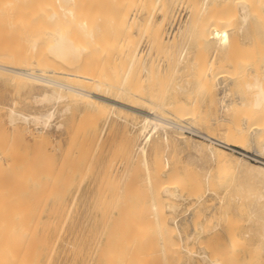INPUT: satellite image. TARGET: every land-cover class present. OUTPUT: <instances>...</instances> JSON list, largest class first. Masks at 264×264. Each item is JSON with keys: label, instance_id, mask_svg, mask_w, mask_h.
<instances>
[{"label": "bare ground", "instance_id": "1", "mask_svg": "<svg viewBox=\"0 0 264 264\" xmlns=\"http://www.w3.org/2000/svg\"><path fill=\"white\" fill-rule=\"evenodd\" d=\"M28 1H29V5H27L26 0H0V12H48V13L51 12L50 14L46 13L48 15L47 18H49L51 21H53L55 24H58V25L54 24V25L48 26L46 29L43 28V29L37 30L32 35H29V37L27 38L29 42V46L25 50V54L35 53L36 60L29 61L26 59L22 61L19 58L20 61L22 62H19V63L15 62L18 58L17 57L18 55L14 54L13 52L11 53V51L8 53L2 52V49H1L2 46L0 45V75L1 76L4 75L5 77L9 76L10 78L16 79L19 82L24 83V84H27L29 82L30 83L38 82V83L43 84L45 86V89H43L44 87H39L38 84H37L38 86L35 84L37 88L39 87V89L41 88L43 89V91H41V93L38 91L40 94L35 91L33 98L34 100L36 99L38 100V102L35 101L36 103H41V104L46 103V105L50 104V106H47L44 110H40V111L34 110L32 112L21 111V110L16 109L14 106H11L10 114H9L10 122L18 126H20L19 124L20 122H24L25 125L24 127L23 126L22 127L25 129V131H31L29 126L31 124H34L36 125V128H37L36 132L31 131V134L33 135L34 139H45L49 137L48 130H50L49 129L50 125L54 123L53 121H54V117L57 112V106L60 103H64V107L61 108L60 110L58 109L60 115H62L63 117L65 113L69 112L72 109V104L82 102V103H85V105L87 104L88 106L93 108L94 110L92 111L94 112L93 115L97 114L98 116H100L99 114L101 113L103 108L109 107L113 111L118 108L121 110L129 111L131 113L140 115L143 118L140 128H139L140 135L144 136L143 142L139 144V142L137 141L139 145L137 143L135 145V147L138 145V150H135V152L137 151V153L134 155V157L137 160L138 165H140L139 162L143 164L144 169L142 167L140 168L141 170L142 169L145 170V177L144 178L142 177L143 181L145 182L143 183V185L147 184L148 186V188L146 187L145 190L143 191H145V196L147 195L146 193L147 191L151 198L150 205L152 208L148 206L144 207L145 203L142 207L147 209L145 210V213L146 211L148 213V210H150L149 212L153 216L149 217V215L151 216V214L149 215L144 214V213L143 215L141 214V211L143 212L144 210V208L140 207L142 204L139 206L140 210L141 209L142 210L140 211L138 209L139 212H137L136 202L140 203V201H138V199L135 200L136 196H132L133 194L132 192L134 193L137 192V191L135 192V190H138L137 188L140 185V184L138 185V183L135 184V186L138 185L136 186V189H133L135 186L130 189L131 187L130 186L128 188V191L127 192L125 191L126 193H128L130 189L131 191L130 196H128L129 194H126V196L128 197H124V199H121L119 197V199L121 200L118 199V201L122 202L123 200L124 201L127 200L125 202L124 201L122 202V204H125V207H126L127 202H129L128 206H131L130 200H132L131 204H133V199L135 200L136 210H133L134 208L132 209L130 207L129 209L127 207L128 210L124 212L126 208H124L125 210H123L122 208L124 212L123 216H125V214L128 212L129 213L126 215L131 216V217L128 216V221H132L129 219L130 218L134 219L136 217L135 220L137 219L138 221L141 220L143 223L144 217L142 216H145V217L148 216V218H151L152 221L154 218V221L156 222V225L158 226L155 228L157 231L155 233H158L160 236L161 248L159 249L158 246L156 247L154 246L155 251L153 250L152 252H148L149 249L146 251L145 246L148 247L150 243H147V242H150L152 240L147 241L146 239H148V237L147 238L145 237L146 239L144 240L143 237L140 239V237L136 236L135 241H137V243L135 242V245H136V246L134 245L136 247L135 249L137 250L138 248L141 249L140 247L143 246L144 251L143 249H141V251H139L140 253L138 254V252H136L133 249L134 246L132 247V245L130 246L128 243L127 246L129 250L131 247L134 250L132 252H131L132 249L130 250L129 255L132 256L131 258H133V252H136L137 253L136 256L138 255V261L141 263L143 262V260L146 261L147 259L151 258V256H154L157 261H160L163 264H180L183 260L182 250H186L191 256L197 255L198 253L195 252V250H193L195 248L193 249L192 247L188 248L185 245L175 241L176 235L183 238L182 231L179 228L177 217L173 218V221L170 222L169 216L167 215L168 213L166 214L165 208H163V205H166L167 208H170V209L176 208L177 207L176 200L180 198L182 199L189 198L190 195L193 194V192L195 193L196 190L199 191L200 188L202 189L203 184L206 183L207 185V182L209 183L212 182L220 186H225L226 193H230L232 191L235 185L233 182L236 181L237 179L241 181L244 180L246 182L245 184L249 185L250 188L251 187L255 188L254 190L253 188H251V190L253 191H249L248 189L249 186L243 184L244 183L243 182L242 184L245 185L246 188L248 187L247 190L249 191L250 194L246 193L247 192L246 189L245 191L244 189H241L243 188L242 187L243 185L241 184L242 185L240 188L241 195L244 194L245 192L246 193L245 196H247V194L248 196L244 199V197L242 198L241 196L235 195L236 197L233 199L235 203L239 202L241 204L240 207L244 205H247V207L252 206L251 208L252 218H250L251 221H253L252 219L256 217L258 222L262 223L261 221H259V219L260 220L264 219V215H263L264 211L262 210V212L260 213V211H256V209L254 208H256L258 205L261 206V204H262L261 207L264 208L263 207L264 206V201H263L264 200V158L257 156L256 161L247 160L246 158L243 159L241 155L239 156L234 151H233L234 153L230 152L228 147H225L221 144H217V145H213V144L215 140H217L220 142L227 143L230 146L238 145V146H242V148L244 149H247L250 146L252 147V141L251 142L249 141L251 140L249 139V135L251 134L250 138H253L251 137L252 135L255 136V140H256L255 145H257L256 147L254 146L255 149L257 151L264 152V0H180L178 2V6L179 7L181 5L187 6L188 12H187V15L180 21V25L178 26L177 30L172 33V35H170V30L167 29L168 27L167 23L170 22V24L172 25L174 21L177 19L178 13L173 12V11L169 12L170 11L169 8L172 7L170 6L172 5V2L170 4L169 0H168V3L170 7L167 4V0H110L109 2H107L106 0H28ZM87 12H123L120 16L119 23L121 25H127V27H129L130 29H135L138 33L141 34V36L146 37V50L141 49L139 45H135L127 49L128 50L127 53L130 54L129 65L127 69L124 71V74H122V76L118 75L119 77L116 76L115 77L116 79L113 77L112 78L109 77L103 80L101 79L99 75L92 73L87 68L88 66L86 64L85 66L84 64L80 65L81 63L76 64L77 62L75 61L76 57L80 59L79 57L82 55L81 56V59H82L84 55L86 56L93 51L100 50L101 53H104V52H107V50H109L108 48L109 46L107 45H100V44H94L92 42H89L88 39L95 37V32L99 29V25H98L99 22L98 20H96L95 17H90V15L88 17ZM126 12H134V13L130 19H126L125 18V15L127 14ZM61 14L63 15L64 18L61 17ZM64 19L66 23L65 24L60 23V22H63ZM78 28L83 32V37H79L80 39H75L73 35L75 33V30ZM43 43L45 47L42 46ZM179 45H182L181 49L179 48L180 47ZM13 48H16V46ZM43 48L48 50L51 53L50 54L51 57L44 59V60L40 59L41 54L44 52ZM171 48L175 49V52L179 51L180 49V59L182 60V62H184L183 67L184 69L187 68L190 70V72L187 74L186 80L188 82V85L191 84V86L186 88L185 85L183 87L181 83H180L181 86L178 84L179 85L178 90H183L185 92L184 93L185 97L179 101L167 103L163 101L162 97L158 98V95H159L158 93L162 94V92H165V89H167L168 85L165 86L166 88H164L162 84L164 79L162 75H160L159 72H157V67H158L157 65L158 63L160 65L161 61H163L164 64L167 63L165 66L161 67L160 65V67L158 68H160L159 69L160 72L161 71L162 72L166 71V73L167 71L169 72L170 62L171 61L173 62V57H176L174 56L176 54H173L174 50L173 52H171ZM19 53L21 54V52ZM24 56L25 55H23L21 58H23ZM69 57L73 61L70 60ZM66 58L69 59L67 60V65L64 62L63 63L65 65H63V63L60 61L65 60ZM164 60L166 61V63ZM56 61H58L62 66L61 65L59 66V63ZM86 62H88L87 58L85 59V63ZM174 68H176V66L174 67L173 65V69ZM182 68H181V72L179 70L180 75L183 74L182 70L184 69ZM3 69H7L10 72H5L3 71ZM246 70H247V74L245 72ZM37 71H41V72H37ZM174 71H176V69H174ZM51 74L57 75V76L61 75L60 77H64L65 79L67 78V80L69 79L73 81L60 80L52 76ZM165 78L167 79V77ZM243 78H246L244 79L245 80L244 89L242 88L234 92L233 90L239 89L240 87V86L238 87V85L236 84L237 81L241 82V79L243 80ZM146 81H148L150 84L148 86H151L149 87V89L147 86V90H148L147 93H146L145 88L143 87V83ZM225 81H228V82L230 81V83H227V82L225 83ZM232 82H234V84L237 85V88H236V85L234 86ZM221 83L222 84L224 83L225 85L223 84L224 94L220 97V103L222 105V107L220 108L222 112L221 111L220 112L222 116L220 117V119H218L219 123L216 124L218 125V129H219V133H217L219 137L216 136V132L206 133L205 134L207 135L206 138L209 139L210 143L209 142L207 143L206 141L205 142L195 141V140L191 141L192 138L189 139L188 135L183 134L182 133L183 130L185 128H189L191 130L201 132V130L197 128L200 126H197L198 124L196 123L197 122L201 123L207 117H209L208 115L207 117L206 116L204 117L203 116L204 113L201 111V109H200L201 112L198 110L200 106L199 97L210 96L211 97L210 99L212 102L213 100H217L215 98V95H216L215 91L217 89V84H221ZM231 83L232 85H230ZM240 84H242V82ZM221 85H218V86H221ZM231 91H233L234 94L236 93L237 98L236 97L233 98V95H231L233 93ZM35 93H37L38 95H36ZM213 94H214V97H213ZM247 94H249L250 96L247 97L248 96ZM229 95L232 98L228 99ZM201 102H203V100ZM214 103L218 104L217 101L216 102L214 101L213 104ZM217 106L216 108H218ZM78 107L76 109H79ZM42 108L44 107L42 106ZM161 109L166 110L173 115L170 117L167 116L168 114L164 115ZM84 110L82 111V113L85 114ZM72 111H71V114H72ZM217 111L218 110H216V112ZM89 112H91V110ZM122 112L124 113V111ZM129 112L127 113L129 114ZM206 112L207 114H209L207 109H206ZM127 113L125 112V115ZM86 114L87 115H84V116L83 114L81 115L83 117H87L90 115V113H87V112ZM128 114H127V117H128ZM58 117L57 119H61V121H58L56 125L57 127H63L64 122L62 120V117L61 118L60 117L58 118ZM210 117L214 118L215 115H212ZM218 117L219 116H217V118ZM68 120L69 119H67V121ZM67 121L66 123L69 124ZM125 121L127 122V120ZM186 122L187 123L189 122L188 124L194 123L196 124V126L194 124L187 126L185 125ZM76 126L77 125H75V127ZM134 127L137 129V126L134 125ZM163 127L164 129L168 127V128H173L179 131L175 134L172 133V135H169L171 133H168V132H165L164 134L159 135L158 130L159 128H163ZM95 128L96 127L94 126V129ZM75 130L73 129L72 131L77 133V130H78L79 132V129H75ZM134 130L132 129V132ZM136 134H138V131ZM88 135L87 137L89 139ZM72 139L73 138H71V140ZM132 139L131 141L133 142ZM71 140L70 142H72ZM85 141H86L85 142L86 144L87 142H89L87 141V139ZM131 141H129L130 144H132ZM74 142L76 143V140H74ZM249 142L251 143V145L249 144ZM73 143H72L73 147H71V149L75 148L74 147L75 143L74 145ZM253 145H254V141H253ZM75 146L77 147V145ZM86 146H85V149H86ZM135 147L133 146L134 149ZM233 147H237V146H233ZM77 148H81V147H77ZM130 148H131V145H130ZM182 151H187L186 159H181L179 157V153ZM82 152L83 151H81V153ZM184 154L186 155V153H183V155ZM180 155L183 156L182 153ZM75 156H73L72 158L78 159V161L81 160ZM73 160H70V161L73 162ZM76 161L77 160H75L74 163H76L77 165L78 161L77 162ZM35 162L36 161L32 163V166H31V162H26L27 165L24 164L22 167L23 168L25 166L29 167L28 163H30V167L32 168L31 171L36 167L35 170H37L36 171L37 174L40 172L43 173L42 171L46 168L40 171L41 166L39 167V163H36L35 165ZM128 163H126V167ZM207 163H209L210 165L209 164L207 165ZM33 165H35V167ZM70 165H72V163H70ZM87 165H88V161H87ZM30 167L27 168L26 171L29 172ZM43 167H46V166H43ZM51 167L52 166H50V170L48 169V167L47 169L51 171ZM85 167H86V163H85L84 168ZM74 169L75 167L73 168V170ZM60 170H62V168ZM83 170L85 171L86 168ZM134 170L135 169L133 167V171ZM36 173L35 172L32 173L33 176L34 174L36 176L37 175ZM47 173L49 174V172H46V174ZM17 174L19 176L21 175L23 178L22 179L20 176L19 181L21 179L23 180V182L20 183L21 181L18 182L17 180V183L23 184L25 182L24 184L27 188V183L30 184L31 181L27 182L26 180H24L27 177L25 178L23 176L25 174L24 173L22 174L20 170L19 172H17ZM55 174H59V172ZM60 174H61V171H60ZM66 175L64 177H66ZM134 175L135 174L132 173L131 176L133 177ZM25 176H28V175H25ZM40 176L39 178H37L38 181H40L39 180ZM14 177L16 178L17 176H14ZM10 178H11V175H10ZM12 178L10 179L11 181L9 180L10 182H15L17 179V178L13 179L14 181H12ZM70 178H73V177H70ZM58 179H61V176L60 178L58 176L56 180L58 181ZM102 179H100V181ZM132 179L130 177V180ZM64 180L66 179H63V182ZM137 180H139V178H137ZM9 181H7L6 183H9ZM43 181H44V184H42L43 186L41 184H40L41 186H39L41 189L38 188L39 192L41 190L42 194L45 192L43 190V187L45 186L46 183L48 184V180L47 181L43 180ZM128 181H129V178L127 182ZM56 182L55 184H57ZM120 182H122V180ZM134 182L136 181L134 180ZM236 182H238V184L240 185L239 181H236ZM17 183H14V184H17ZM14 184H10V186ZM110 184H112L111 186H114L113 183H110ZM130 184H133V183H131L130 181ZM57 185H58L57 188H59L60 184H57ZM124 185H126L125 182H124ZM7 186L9 187V184L5 185V187ZM25 186L23 185H19V187L17 186L19 190V194L15 196L12 195L14 194V192L11 193V190H9V192L6 191L7 192L6 194L10 193L12 197L17 196L18 198L21 195L20 187L23 189V187L25 188ZM106 186H109V182L107 183ZM115 187L117 186L115 185ZM9 188L12 189L11 187ZM125 188L127 189V187L124 186V189ZM15 189H13V191ZM114 189L116 190V188ZM122 189H123V186H122ZM142 189L143 188L138 190V192H141L143 194L144 192L142 191ZM234 189L236 190V187ZM242 190H243V193H242ZM64 191L65 189L63 190V193ZM119 191L118 192L120 194L121 189ZM47 192H48L47 196H49L50 194L49 189ZM6 194H4L3 196H5ZM34 194L32 195L36 196ZM7 196L10 197V195H6V197ZM131 196L133 197V199L130 198L129 200V197ZM6 197H3V198H5L6 200ZM9 197H8V200L10 201V199L12 198L11 197L9 198ZM23 197L24 198L26 197V200H28L27 196H23ZM28 197H29V194H28ZM110 198L111 197L109 194V199ZM114 198H112V203H113ZM36 199L37 197L35 198V200ZM142 199L144 200V198ZM21 200L22 201L20 204H22V202H26V200L24 201L23 198H21ZM45 200L43 201L40 199L39 201H42L44 203ZM145 200H146V197H145ZM11 201H13L14 203V201H16V198L15 200H11ZM16 202L18 204V201ZM26 203H30V201H27ZM6 205L8 206L6 207V209L7 208L9 209L7 210V215L5 214L6 212L5 209L4 208L2 209L0 207V209L3 210L4 211L3 213L5 214V215H2V220H4L3 225L1 224L2 220H0L1 221L0 224L3 226V229H1L2 226H0V229H1L0 231H2V234H1L2 237L0 238V264H50L51 259H52V251H53V229L55 227V221L51 219L44 220L40 214V211H38L36 207L26 206V204L25 206H23L24 203L21 206L18 205L17 207H12V205L14 204L11 205V203L10 204L7 203ZM111 206L113 210V205ZM222 206L225 207L223 212L220 215H218L216 218L214 217L215 212L213 213L212 216L214 217V220L212 221L209 227L200 225L199 228L198 227L197 228L198 230L201 229L202 232L205 234L211 233L213 230L217 229L218 232L223 233L227 235L228 237L223 239L224 241L222 243L221 251L217 249V252L219 251V253L216 252L218 255L214 253L215 251L213 252L216 255L214 256V259H211L212 258L211 256H210L211 258L209 257V255L213 253L209 252L210 254L208 255L205 253L206 250L204 251V253L200 254L202 259L205 262L210 260L212 263H215V264H224L225 260L226 262H228L229 260V263L227 264H257V263L260 264L261 260L257 261L259 257H257L256 254L254 253V250L256 251V248L250 252L248 250L249 256L247 255L245 256L244 253L242 252L246 246L248 247L250 243H252L251 240L253 239L252 237L254 236L253 231H252L253 227H255V225L259 223L257 222V220H255L256 224L254 225L253 222L251 223L249 218H248L249 220L246 221L247 223H243L242 221L240 222L241 219L239 220L236 217V215L238 214L235 215L236 212L228 208V205H226L225 200H223ZM40 207H43V206H40ZM109 212H110V209H109ZM120 212H121V209H120ZM135 212H137L141 216L138 217V214ZM132 214L133 215L136 214L134 215V218ZM3 216L5 217L4 219H3ZM117 217L116 219H114V221L117 220ZM122 220L123 219H121V221ZM103 221L105 222V220ZM138 221L137 223L140 224ZM146 221H147V218L144 223H146ZM122 222L124 223V221ZM132 222L134 225L135 221H132ZM150 222L151 221H149V223ZM115 223L117 224L118 222L116 221ZM138 224H135V225L139 227L140 225ZM153 225L155 224H152V226ZM118 226L120 227V225ZM118 226H116V228ZM175 226L177 230L175 229ZM138 227L135 226V228H138ZM143 227L145 228L146 226H143ZM261 227L262 228H259V229L260 230L262 229V230L261 231L259 230L260 232L259 234L257 233L258 229L255 230L257 231L255 233H257L256 235L258 236V238H260V235L261 237H263V238H260V240L256 238L258 240L257 244H259V241L264 239V225L262 224ZM109 228L110 230H112L111 227ZM130 228L126 227L127 229L126 231L128 232V229ZM185 228H186V225L184 227V230ZM257 228H258V225H257ZM101 229L99 232H102ZM114 229H115V226H114ZM137 231L142 232L143 230L141 231V227H140V230L136 229V232ZM127 232H124V234ZM215 232L214 234L216 236ZM155 233L154 235L157 236V234ZM139 234L141 236V233ZM150 234H151V230L149 234L145 236H149V239H150L151 238ZM108 235H107V239L109 238ZM110 236H112V234H110ZM155 236L154 237L152 236L153 239H155ZM137 237L141 242L143 243L145 242V243L141 244V242L137 240ZM189 237H192V235L189 234ZM123 238L124 237L122 236L121 240H123ZM119 240L120 239H118L117 241L116 239L114 246L117 245L116 242H119V243L121 242V240L120 241ZM130 241L132 240L130 239ZM212 241L214 240L212 239ZM138 242L140 243V246L137 248V245H139ZM199 242H200L199 243L200 245L201 241ZM98 245H99V240H98ZM212 247L213 246L210 247L211 250H212ZM255 247H258V246H255ZM250 248H252V246ZM259 248H262V246ZM115 250L113 249V251ZM117 251L120 253V250L118 249V247H117ZM111 253L112 252H109L107 253V255H105L106 256L105 258L108 260V262H109V259L107 258V256H109L108 254H110V256L113 255L112 257L115 256L114 254L115 252L112 254ZM121 256H126V255L122 254ZM129 257H128V260H129ZM262 263L264 264V261ZM143 264L145 263L143 262Z\"/></svg>", "mask_w": 264, "mask_h": 264}, {"label": "rangeland", "instance_id": "2", "mask_svg": "<svg viewBox=\"0 0 264 264\" xmlns=\"http://www.w3.org/2000/svg\"><path fill=\"white\" fill-rule=\"evenodd\" d=\"M106 1L109 2L110 0H106ZM179 1L180 0H177V1L176 0L175 1L169 0L170 4L172 2V5H170L172 7H170L168 0H167V4L170 7L169 12L173 11V12L178 13V17L172 25L170 24V22L167 23V25H168L167 29L170 30V35H172V33L177 30L178 26L180 25V21L187 15V12H188L187 6H183V5H181L180 7L178 6ZM26 2H27V5H29V1L26 0ZM175 4H177V5H175ZM46 13L50 14L51 12H49V13L48 12H0V45L2 46L1 47L2 52L8 53L11 51V53L13 52L14 54L18 55L17 56L18 58L15 61L18 63L22 62L26 59L29 61L30 60H36L35 53L25 54V50L29 46V42H28L27 38L29 37V35H32L37 30H40L43 28L46 29L48 26L55 24L53 21H51L49 18H47L48 15ZM122 13L123 12H87L88 17H89V15H90V17H95L96 20H98V22H99V24H98L99 29L95 32V37L88 39L89 42H92L94 44L107 45V46H109L108 47L109 50H107V52H104V53H101L100 50L99 51H93L86 56L83 54L84 56L82 57V59H81V56H82L81 55L79 57L80 59H78L76 57V60H75V58H74V60L77 61L76 64L81 63L80 65L84 64V66L86 64L88 66L87 68L92 73L99 75L101 77V79H103V80L106 78H109V77L115 78L118 75L122 76V74H124V71L127 69L128 65H129V59H130V54L127 53L128 48L135 46V45H139L141 47V49L146 50V37L141 36V34L138 33L135 29H130L129 27H127V25H121L119 23V19H120V16ZM126 13L127 14L125 15V18L130 19L133 16L134 12H126ZM61 17L64 18L62 14H61ZM65 19L63 22H60V23L65 24L66 23ZM55 25H58V24H55ZM73 36L75 37V39H80L79 37H83V32L78 28L75 30V33ZM15 46H16V48H13ZM42 46L45 47L44 43ZM179 46H180L179 48L181 49L182 45H179ZM5 48H6V50H5ZM18 48H20V49H18ZM180 49H179V51L175 52V49L171 48V52H173V50H174L173 54H176V55H174L176 57H173V62L171 61L173 64L170 62L169 72L168 71H167V73H166V71L160 72V70H159L160 68H158V67H160V65H161V67H163L167 64L165 60L164 61L166 64H164L163 61H161V64L159 65V63H158V65H157L158 66L157 72H159V74L162 75V77L164 79V81L162 83L164 88H166L165 86L168 85L167 89H165L166 93L165 92H162V94L158 93L159 94L158 98L162 97L163 101H165L167 103L176 102V101H179L185 97V94H184L185 92L183 90H178L180 83H181V85H183V87L185 85L186 88L191 86V84L188 85V82L186 80L187 74L190 72V70L187 68L184 69V67H183L184 62H182V60L180 59ZM43 51L44 52L41 54L40 59L44 60V59L51 57L50 56L51 53L48 50L43 48ZM19 52H21V54ZM22 54L25 55L24 56L25 58L23 57L24 59L21 58L23 56ZM19 58L22 61H20ZM86 58H87L88 62L85 63ZM69 59H70V57H69ZM69 59L66 58L65 60H61V59H59V60H61L60 62H62V63L64 62L67 65V60H69ZM70 60H72V59H70ZM56 62H58V61H56ZM64 63H63V65H65ZM60 65L61 64L59 63V66ZM173 65H174V67L176 66V68H174V69H176V71L178 70L177 72L174 71ZM181 65L183 68L181 67ZM181 68L185 70V72H184V70H182L183 71L182 75H180V73H179V70L181 72ZM3 71L10 72L7 69H3ZM37 72H41V71H37ZM170 72H172V73H170ZM245 72L247 74V70ZM2 76L0 75V186H1L0 187V192H1L0 193V199L2 200V201L0 200V207L2 209L3 208L5 209V211H6L5 214L7 215V210H9L8 208L6 209V207H8L6 204L11 203V205L12 204L16 205L17 204L16 201H18V204L16 206L12 205V207H17L18 205L21 206L24 203L23 206H25V204H26V206L36 207L38 209V211H40V214L44 220H50L51 219V220L55 221V227L53 229V251H52V259H51L50 264H90V263L91 264H128V263L129 264H143V262L145 264H152V262H153V264L162 263L160 261H157L154 256H151V258L147 259L146 261H148V262L143 260V262L141 263L138 261V255L136 256V254H137L136 252H138V254H139L140 253L139 251H141V249H143V251H144V248L142 245H141L142 247H140L141 249L138 248L140 246L139 242H141L138 239V237H140V239L143 237L144 240L148 237V239H146L147 241L152 240L150 242H147V243H150V245H148V247L145 246L146 251L149 249L148 252H152L154 250V246L155 247L158 246L159 249L161 248L160 236L158 233H155V232H157L155 228L158 226L156 225L154 218H153V221L151 220V218H148L147 215L151 214L149 212L150 210H148V213H147V211L145 213V210H147V209L144 207L145 206L151 207V205H150L151 204V200H150L151 198L149 196V193L146 191L147 195L145 196V191H143V190H145L146 187L148 188L147 184L143 185V183H145L143 181V178L145 177V170H143L144 169L143 164L138 161L140 163V165H138L137 160L134 157V155L137 153V151L135 152V150H138V145L143 142V137H144L143 135H140V133H139V128H140L141 122L143 120L142 116L131 113L129 111L121 110L118 108L115 109L114 110L115 112H114L109 107L103 108V110L99 114L100 116H98L96 114V112H95L96 115H93V113H94V112H92V111H94L93 108H91L87 104L85 105V103L80 102V103L72 104V109L69 112L65 113V115H64L65 118H64L62 115H60V113L58 111V109L60 110L61 108L64 107V103H60L57 106V112H56V115H55L54 121H53L54 123H52V125H50V127H49L50 130H48L49 137L45 138V139H34L33 135L31 134V131L32 132L37 131L36 125L31 124L29 126L31 131H25V129L23 128L25 125L24 122H20L19 123L20 126H18L16 124H12L10 122V115H9L10 114V107L14 106L16 109L21 110V111H25V112H32L34 110L35 111L44 110L47 106H50V104L46 105V103H42V104L36 103L35 101L38 102V100L37 99L34 100L33 97H34L35 91L37 93H39V92L41 93V91H43V89H45V86L41 83H38V82L37 83H30L29 82L27 84H24V83L19 82L16 79L10 78L9 76H6V77L4 75H2ZM52 76H54L60 80H66V81L69 80V79L67 80V78L65 79L64 77H60L61 75H58V76L52 75ZM164 76L167 77V79ZM244 79H246V78H243V80L241 79L242 84H240L241 82H238V81H237V83L235 82L238 85V87L239 86L240 87H239V89L233 90L234 92H236L242 88L244 89V86H245V80ZM69 81H73V80H69ZM148 81L143 83V87L145 88L146 93L148 91L147 86L150 85ZM170 82H171V84H170ZM226 82L230 83V81L229 82L225 81V83ZM232 83L234 86L236 85V84H234V82H232ZM232 83L230 85H232ZM17 84H18V86H17ZM35 84L36 85L38 84L39 87H44V88L39 89V87L37 88ZM172 84H173V86H172ZM175 84H177V85H175ZM221 84H217V89L215 91L216 92L215 98L217 100H213V102L217 101L218 104H215V103L213 104V102L210 99L211 98L210 96L199 97L200 106H199L198 110L200 111V109H201V111L204 113V115H203L204 117L205 116L207 117V115L209 117L212 115H215L216 118L215 117L214 118L207 117L208 120L206 118L204 120L205 122L204 121L201 123L197 122L196 123V124H198L197 126H200L197 128H199V130H201V132L194 131V130H191L189 128H185L182 133L185 135H188L189 139L192 138L191 141H194V140L195 141H203V142L206 141L208 143L209 139L206 138V136H207V135H205L206 133L216 132V136L219 137V135L217 134V133H219V129H218V125H216V124L219 123L218 119H220V117L222 116L221 115L222 110L220 109L222 107V105L220 103V97L224 94V90H223L224 87L223 86L225 85L224 83H223L224 85L223 84L221 85ZM218 85H221V86H218ZM237 85H236V88H237ZM149 87H151V86H148V89H149ZM176 89L178 92L176 91ZM232 89H230V90H232ZM174 90L176 91V93ZM233 91H231L233 93L231 95H233V98H235L236 93L234 94ZM172 92H174L175 94ZM37 93H35V94L38 95ZM247 95H248L247 97L250 96L249 94H247ZM213 97H214V94H213ZM32 98H33V100H32ZM230 98H232V97H230V95H229L228 99H230ZM169 99H170V101H169ZM202 100L204 103L201 102ZM14 102H15V104H14ZM40 104L44 108H42V106ZM216 106L218 108H216ZM77 107L79 109H76ZM83 107L85 110L83 109ZM73 109H75V110H73ZM89 109L91 110V112H89L90 111ZM206 109L208 110L209 114H207ZM83 110H84L85 114L82 113ZM110 110H111V112H110ZM216 110H218L217 112L219 115L217 114ZM71 111H72V114H71ZM122 111H124V113ZM86 112L90 113V115L92 113V115L90 116L88 114L89 116L83 117L84 115H87ZM119 112H120V114H119ZM125 112L126 113L129 112V114L127 113L128 117H127V114L125 115ZM162 113L164 115L168 114L167 116H169V117L173 115L166 110H162ZM81 114H83V116ZM210 114H212V115H210ZM68 115H70V116H68ZM118 115L119 116L121 115V116L119 117ZM58 116L60 118L62 117V120L64 122L63 127H57V125H56V123L58 121H61V119H57ZM80 116H81V118H80ZM217 116H219V117L217 118ZM122 118H123V120H122ZM127 118H129V119H127ZM67 119H69V120L67 121ZM125 120H127V122ZM66 121L69 124H67ZM188 123L186 122L185 125L189 126L191 124H194V123H190V124H188ZM196 124H194V125L196 126ZM75 125H77L78 128H77V126L75 127ZM134 125L137 126V129L134 127ZM94 126L96 127L95 129H94ZM166 128L165 129H164V127L159 128V130H158L159 135L160 134L162 135L165 132L171 133L169 135H172V133L175 134L179 131V130H176L173 128H168V127H166ZM73 129L74 130L79 129V132H78V130H77V133L73 132L72 131ZM132 129L133 130L135 129V130L132 132ZM135 131H136V133L138 131V134H136ZM74 133H76L77 135ZM86 134L87 135L89 134L88 135L89 139H88ZM203 134H204V136H203ZM250 135H249V139H251V140H249V141L250 142L252 141V147L250 146L247 149H244V148H242V146L232 145L231 148L228 147V149L230 150V152L234 151L239 156L241 155V157H243V159L246 158L247 160L256 161L257 156L264 158V152L257 151L255 149V147L257 146V145H255L256 144L255 143L256 142L255 136L254 135L251 136L254 138L253 139V138H250ZM85 136H86V138H85ZM76 137L78 138V140ZM71 138L76 140L77 144L74 142L73 139L71 140ZM80 139H81V141H80ZM86 139H87V141H89V142H87V144L85 143ZM131 139L133 140V142L131 141ZM70 140L72 142H70ZM129 141H131L132 144H130ZM137 141L139 142V144ZM253 141H254V145H253ZM73 142L75 143V145H77V147H81V148H77ZM250 142H249V144L251 145ZM72 143L75 147L73 149H71V147H73ZM136 143L138 145L135 147ZM129 144L131 145V148H130ZM213 145H217V144L214 142ZM85 146H86V149H85ZM133 146L135 147V149L133 148ZM233 146H237V147H233ZM225 147H227V146H225ZM236 148L239 151H237ZM84 149H85V151H84ZM81 151H83V152L81 153ZM245 151H248V152L255 154L256 157L254 159H250L249 157L245 156V154H244ZM181 153H182V155H183V153H186V155L184 154L183 155L184 157H183L180 155ZM72 155L73 156L76 155L75 157H77L81 160L78 161V159L72 158L73 157ZM80 155H82V156H80ZM90 156H92V157H90ZM186 156H187V151H182L179 153V157L181 159H186L187 158ZM73 159L77 160L79 163L76 161L77 162V165H76V163H74L75 160H73ZM70 160H73V162H71ZM86 160L88 161V165H87ZM8 161H10V162H8ZM34 161H36L35 165H36V163H39V167L41 166L40 167L41 169L39 168L40 171H42L44 168H46L42 171L43 173L40 172L37 174L36 173L37 170H35V168H36L35 165H33L35 167V168L33 167L34 168L33 170H35V171H33V170L31 171L32 168L30 167V163H28V166L30 167L29 172L31 173V175L28 171H26V169L29 167H27V166H25L24 168L22 167L24 164L27 165L26 162H31V166H32V163H34ZM128 162H130V163H128ZM70 163H72V165H70ZM85 163H86V167H85L86 170L84 171L83 169H85L84 168ZM126 163H128L127 167H126ZM208 164L209 163H207V165ZM73 165L75 167L74 170H73V168H74ZM82 165H84V166H82ZM134 165H136V166H134ZM205 165H206V163H205ZM43 166H46V167H43ZM50 166H52L51 171H49ZM19 167L20 168L22 167V168L20 169ZM47 167L49 170L47 169ZM125 167L127 168V170L129 172L126 170ZM133 167L135 170L137 168L138 169L136 171L135 170L133 171ZM141 167L143 168L142 169L143 171L140 169ZM61 168L63 171L60 170ZM39 169H38V171H39ZM91 169H93V170H91ZM19 170L22 174L24 173L25 175H28V176L23 175L25 178L27 177L24 180H26L27 182L31 181L30 182L31 186L27 182H26L27 188L24 184L25 182L23 184H20L23 182V180L20 179L21 182L19 181V178L21 176V175L19 176L17 174V172H19ZM69 170H70V172H69ZM56 171L59 172V174H55V173H57ZM60 171H61V174H60ZM34 172L37 174L36 176H35V174L33 176L32 173H34ZM46 172H49L50 175L48 173L46 174ZM67 172H69V173H67ZM71 172H72V174H71ZM124 172H126V173H124ZM131 172L133 174H135L133 177L131 176L132 175ZM12 174L14 176H17L16 177L17 179ZM122 174H124V175L126 174V175L124 176ZM10 175H11V178L13 177L12 181H14L13 179H16L15 182H10L11 181ZM65 175H66V177H64ZM71 175H73V176H71ZM39 176H40V179H39L40 181L37 180V178H39ZM58 176H59V178L61 176V179H58V181H57L56 179ZM35 177H36V179H35ZM45 177L46 178L48 177V178L46 179ZM70 177H73V178H70ZM130 177H131V179L133 178L132 179L133 181L130 180ZM21 178H22V176H21ZM67 178H68V180H67ZM128 178H129V181H128L129 183L127 182ZM137 178H139V180H137ZM63 179H66V180H64V182H63ZM100 179H102V180L100 181ZM17 180H18V182H20L19 184L17 183ZM43 180H46V181L48 180V184L45 182L46 184L43 187V190L45 191L43 194L45 196L42 194L41 190H40L41 193L38 190V188L41 189L39 186L44 184ZM121 180H122V182H120ZM134 180L136 182H134ZM7 181H9V183H6ZM42 181H43V183H42ZM130 181L134 185L130 184ZM236 181H239L240 185ZM236 181L233 182L235 184L234 188L236 187V190L233 188L230 193L225 192L226 191L225 186H220L218 184L211 182L213 184L212 185L211 183L207 182V185L205 183V184H203L202 189L200 188L202 191L198 188L199 191L196 190L195 191L196 194L193 192V194H191L189 198H187V199L180 198V199L176 200L177 201L176 202L177 203L176 208L170 209V208H167L166 205H163V208H165L166 214L168 213L167 215L169 216L170 222H172L173 218H175V217H177V219H178L179 228L182 231L183 238L176 235L175 241L185 245L188 248H191V247H192V249L195 248L193 250H195V252L198 253L195 256H191V255H189V253L186 250H182L183 260L180 264H215V263H212L210 260L205 262L202 259L200 254L204 253L205 250H206L205 253L208 255L210 253H213L214 251H215L214 253H216L217 249L221 251L222 243L224 241L223 239L228 237V236L223 234V233L218 232L217 229L213 230L211 233L205 234L202 232L201 229L198 230V228L200 225H203L205 227L206 226L209 227L210 224L212 223V221L214 220V217L216 218L218 215H220L223 212V210L225 208L224 206H222L223 200H225V203H226V205H228V208H230V209H232V211L236 212V213L234 212L235 215L238 214V215H236V217L239 220L241 219L240 222L242 221L243 223H247L246 221L249 220L250 218H252V216H251L252 206L247 207V205H244V206L240 207L241 204L239 202L235 203L233 198H235L236 196H241L242 198L244 197V199H245L248 196V194H247V196H245V194L249 193V191H253L255 188L251 187V188H253V190H251L250 186L245 184L246 182L244 180L241 181V180L237 179ZM55 182L57 184H60L59 185V188L61 187L60 189L57 188L58 185L55 184ZM59 182H61V183H59ZM108 182H109V186H106ZM124 182L126 183V185H124ZM5 183L9 184V187H11L12 189H10L8 186L5 187V185H6ZM14 183H17V184H14ZM104 183H105V185H104ZM110 183H113L114 186H111L112 184H110ZM127 183H128V185H127ZM137 183H138V185L140 184L139 186L136 185V186H138L137 189L140 190L141 188H143L142 191L144 193L142 194L141 192H138V190H135V192L137 191L136 192L137 194L132 192L133 193L132 196H136L135 200L138 199V201H140V203L136 202L137 203L136 204L137 212H139L138 209L140 210V207H142L145 203L144 207H142V208H144L143 212L141 211L142 209L140 211H141L142 215H143V213L147 214L146 215L147 217L142 216V217H144V219L141 218V219H143L144 222L147 218V221H146V223H144V222L142 223L141 220H140L141 222L138 221V219L135 220L136 217L134 218V215H136V214H134V215L132 214L134 219L130 218L129 220L135 221L134 225H133L132 221H128V216L129 217H131V216L126 215L129 212L126 213L125 216H123V215H124V212H126L128 210L127 207L129 209L131 207L132 209L134 208L133 210H136L135 200L133 199L132 196L129 197V200H130V198L133 199V204H131L132 200H130L131 206H128L129 202H127L126 203L127 206L125 207V204H122V202L124 200L121 202V201H118V199H119V197L121 199H124V197L130 196V194H131L130 189L133 188L135 186V184H137ZM242 183L249 186V188L247 187L249 189V191L247 190L246 186L243 185ZM10 184H14V185L10 186ZM19 185L25 186V188L23 187V189L21 188L22 186L20 187V194L21 195L18 198H17V196L12 197V195L15 196V195L19 194V190H18ZM33 185H35V186H33ZM46 185H47V187H46ZM115 185L117 187H115ZM32 186L35 188H33ZM122 186H123V189H122ZM124 186L127 187V189L126 188L124 189ZM136 186L133 189H136ZM241 186L243 188H241ZM53 187H55V188H53ZM106 187H107V189H106ZM119 187H121V188H119ZM129 187H130L129 192L126 193L128 191ZM15 188H17V189H15ZM45 188H46V190H45ZM114 188H116V190ZM240 188L244 189V191L246 189L247 192L246 193L244 192V194L241 195ZM13 189H15V190L13 191ZM48 189H49V193H50L49 196H47L48 195V192H47ZM53 189H54V191H53ZM64 189H65V191L63 193ZM120 189H121V193L119 194ZM9 190H11V193L14 192V194H12V195L10 193L6 194L7 192H9ZM111 190H113V191H111ZM213 190H214V192H213ZM98 192H100V193H98ZM3 193L6 195H10V197L12 199H10V201H9L8 200L9 196H7V197H6V195L3 196L4 195ZM27 193L29 194V197H28ZM242 193H243V190H242ZM22 194H23V196H27L28 200H26V197L24 198L22 196ZM30 194L31 195L34 194L36 196H33V195L31 196ZM109 194L111 197L110 199H109ZM114 194H115V196H114ZM126 194H129V195L126 196ZM107 195H108V197H107ZM144 196L146 197V200H145ZM3 197H6L7 202H6L5 198H3ZM36 197H37V199L35 200ZM101 197H102V199H101ZM15 198H16V201H14V203H13V201H11V200H15ZM21 198H23L24 201L26 200V202L30 201V203L22 202V204H20L22 201ZM42 198H44V199H42ZM112 198H114L113 203H115V204L112 203ZM142 198H144V200ZM40 199L43 201L46 199L47 201L45 200V202H47V203H45V202L43 203L42 201H39ZM121 199H119V200H121ZM117 201H118V203H117ZM125 201H127V200H125ZM15 202H16V204H15ZM261 202H259V203H261ZM120 203L123 205V207ZM248 203H249V201H248ZM219 204H220V206H219ZM111 205H113V210H112ZM40 206H43V207H40ZM261 206H262V204H261ZM261 206L258 205L254 209H256V211H260V213H261L262 210L264 211V208H262ZM108 208L110 209V212H109ZM122 208H123V210H125L124 208H126V210L123 212ZM151 208H149V209H151ZM120 209H121V212H120ZM196 209H198V210H196ZM240 210H242V211H240ZM246 210L248 213L246 212ZM0 211H1L0 212V218H1L0 220H2V215H5V214L3 213L4 212L3 210L0 209ZM152 211H153V209H152ZM137 212H135V213H137ZM169 213H170V215H169ZM213 213L215 215L214 217L212 216ZM60 216H62V217H60ZM126 216H127V218H126ZM140 216L141 215L138 214V217H140ZM152 216H153L152 214H151V216L149 215V217H152ZM116 217H117L116 221L118 222L117 224L115 223L116 221H114V219H116ZM4 218L5 217L3 216V219ZM64 218H65V220H64ZM254 218L252 219L253 221H251V219H250V221H251V223L253 222L255 225L256 224L255 220H257V219H256V217H254ZM121 219H123L122 221H124V223L121 221ZM103 220H105V222ZM3 221L4 220H2V223H1L2 225H3ZM137 221L140 224H138ZM149 221H151L153 223H151V222L149 223ZM259 221H261L262 223L258 222V220H257V222L259 223V224H257L258 228H257V225H255V227H253V230H252L253 234H254V236L251 235V236H253L252 237L253 239L251 240L252 243H250V245L248 247L246 246L242 252L244 253L245 256L246 255L249 256L248 250L250 252L256 248V251L254 250V253L256 254L257 257L260 258V259L258 258L257 261L261 260L260 264H263L262 262L264 261V259H263L264 258V241H262V240H264V239L259 241V244H257L258 243L257 239L260 240V238H263V237H261V235H260V238H258V236L256 234L260 233L259 228L263 227V226L261 227V225L262 224L264 225V222H263L264 219L263 220L259 219ZM103 223H104V225H103ZM141 223L143 224V226H146V227L144 228ZM194 223H195V225H194ZM248 223H249V221H248ZM1 224H0V226H2ZM135 224H138L140 226L138 227ZM152 224H155V225L152 226ZM118 225H120V227ZM185 225H186V228L184 230ZM114 226H115V229H114ZM116 226H118V227L116 228ZM135 226L138 228H135ZM109 227H111L112 230H110ZM121 227L124 230H122ZM126 227H129V228L132 227V228L128 229V232H127ZM140 227H141V231L142 230L143 231L142 232H139V231L136 232V229L140 230ZM103 228H104V230H103ZM1 229H3V226L1 227ZM100 229L102 232H99ZM175 229L177 230L176 226H175ZM257 229H258V232L255 231ZM150 230H151L150 235H151L152 239L151 238L149 239V236H145V235L149 234ZM109 231H111V232H109ZM124 232H127V233H125L126 235L124 234ZM214 232L216 233V236H215ZM255 232H257V233H255ZM101 233H102V235H101ZM139 233H141V236ZM142 233H143V235H142ZM154 233L157 234V236H155ZM219 233H220V235H219ZM1 234H2V231H0V238L2 237ZM57 234H58V236H57ZM110 234H112V236H110ZM127 234H128V236H127ZM189 234H191L192 237H189ZM107 235L109 237L108 239H107ZM121 235L124 237L123 240H121V238H122ZM136 236H138L137 240L139 241L138 242L139 245H137L138 250L135 249L136 248L135 242L137 243V241H135ZM152 236L153 237L155 236L156 240L153 239ZM129 238L132 241H130ZM54 239H55V241H54ZM116 239H117V241H118V239L121 240L120 243L116 242V244H117L116 246L120 250V253L117 251V247L114 246ZM212 239L214 241H212ZM98 240H99V245H98ZM153 240H155L156 242ZM217 240H218V242H217ZM107 241H109V242H107ZM199 241H201L200 245L201 246L203 245L202 247L199 245V243H200ZM77 242H78V244H77ZM124 243H125V245H124ZM128 243L130 246L132 245V247L135 245L133 249L136 252H133V258H131L132 257L131 255H129L132 247L129 250V248L127 246ZM142 243L143 242H141V244ZM216 243H218V244H216ZM157 244H159V245H157ZM259 245H261L262 248H259V247H261ZM211 246H213L212 250L210 248ZM251 246H252V248H250ZM255 246H258V247H255ZM74 248H75V250H74ZM101 248H103V249H101ZM112 248L114 250L115 249L116 250L113 251ZM91 249H92V251H91ZM106 249H108V250H106ZM133 249L131 250V252L134 251ZM157 249H156V251H157ZM122 250H123V252H122ZM109 252H112V253L115 252L114 257H112L113 255L110 256V254H108L109 256H107L110 263L105 258L106 257L105 255H107V253H109ZM125 252H126V254H125ZM73 253H75V254H73ZM214 253L209 255V257L210 256L212 257V258L210 257L211 259H214V256L218 255L217 253H219V251L216 253V255ZM120 254L121 255L124 254L126 256H121ZM110 257L113 259H111ZM128 257H129V260H128ZM152 257H154L155 259ZM124 258H126V259H124ZM110 260L111 261L113 260V261L111 262ZM225 262H226V260H225ZM225 262H224V264H227V263H229V260H228V262H226V263ZM257 264H259V263H257Z\"/></svg>", "mask_w": 264, "mask_h": 264}, {"label": "built area", "instance_id": "3", "mask_svg": "<svg viewBox=\"0 0 264 264\" xmlns=\"http://www.w3.org/2000/svg\"><path fill=\"white\" fill-rule=\"evenodd\" d=\"M215 143L216 144H221L223 146H227V147L231 148L230 145H228L227 143H224V142H220V141L215 140ZM236 150L239 151L237 148H236ZM245 156L249 157L250 159H254L256 157L255 154H253L251 152H248V151H245Z\"/></svg>", "mask_w": 264, "mask_h": 264}]
</instances>
